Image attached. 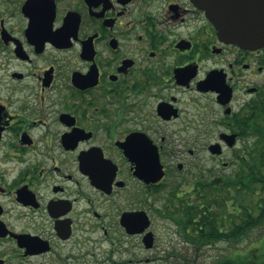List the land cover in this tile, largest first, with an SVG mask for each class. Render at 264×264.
I'll list each match as a JSON object with an SVG mask.
<instances>
[{
    "label": "flooded vegetation",
    "instance_id": "1",
    "mask_svg": "<svg viewBox=\"0 0 264 264\" xmlns=\"http://www.w3.org/2000/svg\"><path fill=\"white\" fill-rule=\"evenodd\" d=\"M263 99L264 48L195 0H0V264H237L179 209L236 194Z\"/></svg>",
    "mask_w": 264,
    "mask_h": 264
},
{
    "label": "trees",
    "instance_id": "2",
    "mask_svg": "<svg viewBox=\"0 0 264 264\" xmlns=\"http://www.w3.org/2000/svg\"><path fill=\"white\" fill-rule=\"evenodd\" d=\"M244 113L247 128L241 130L240 136L250 141L245 145L244 159L239 160L243 171L239 172L236 180V194L219 196L214 193L215 189L206 187L212 191L203 198L196 195L184 199L179 209L181 222L204 226L207 242L236 239V243L240 244L251 238L257 229L264 228V99L254 103L250 112ZM227 190L230 191L229 188ZM233 200L232 206L237 205L236 216L229 205ZM247 254L239 256L237 264H251Z\"/></svg>",
    "mask_w": 264,
    "mask_h": 264
},
{
    "label": "water",
    "instance_id": "3",
    "mask_svg": "<svg viewBox=\"0 0 264 264\" xmlns=\"http://www.w3.org/2000/svg\"><path fill=\"white\" fill-rule=\"evenodd\" d=\"M206 11L208 19L215 25L220 38L229 44L243 49L264 48V0H195ZM219 101L227 105L232 99V90L228 86L218 85ZM230 111V110H229ZM229 145L236 141L235 135ZM219 148L213 145L212 150ZM160 171H161V167ZM163 174L159 173V178Z\"/></svg>",
    "mask_w": 264,
    "mask_h": 264
},
{
    "label": "rangeland",
    "instance_id": "4",
    "mask_svg": "<svg viewBox=\"0 0 264 264\" xmlns=\"http://www.w3.org/2000/svg\"><path fill=\"white\" fill-rule=\"evenodd\" d=\"M204 164L207 167H211V166H216L217 163L214 162L213 160L208 159V157H206ZM159 224L163 225V223L161 222H159ZM263 234H264V228L257 229L253 233L251 238L244 240L243 242L235 246V253H237L238 256H245V253L248 252L247 255L251 257V256H256L257 254L259 255L262 252H264V241L263 242L260 241L262 240L261 238L263 237ZM228 254H229V251L225 248L224 245H217L216 249H213L210 253H208L206 258L200 261L198 264H213L216 259L219 260V258H221L222 256H227ZM213 255H215L214 258H211ZM170 264H178V263L172 262ZM254 264H257V263L255 262Z\"/></svg>",
    "mask_w": 264,
    "mask_h": 264
}]
</instances>
